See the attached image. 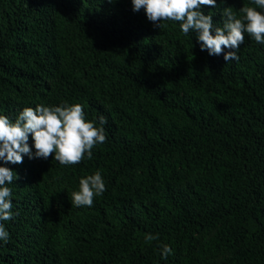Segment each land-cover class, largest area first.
Returning <instances> with one entry per match:
<instances>
[{
	"label": "trees",
	"instance_id": "obj_1",
	"mask_svg": "<svg viewBox=\"0 0 264 264\" xmlns=\"http://www.w3.org/2000/svg\"><path fill=\"white\" fill-rule=\"evenodd\" d=\"M245 4L202 10L222 26ZM238 56L131 0H0V115L79 103L107 120L90 160L0 161L17 176L0 264H264V45L245 34ZM97 171L106 191L72 205Z\"/></svg>",
	"mask_w": 264,
	"mask_h": 264
},
{
	"label": "clouds",
	"instance_id": "obj_2",
	"mask_svg": "<svg viewBox=\"0 0 264 264\" xmlns=\"http://www.w3.org/2000/svg\"><path fill=\"white\" fill-rule=\"evenodd\" d=\"M111 3L112 0H109ZM133 11L144 10L147 19L157 28L163 21L179 22L184 35L196 33L197 42L202 51L209 55L223 54L226 62L239 59L238 50L245 41V34L258 44L264 45V0H250L237 12L232 6L221 10L222 26H214L213 16L205 14L203 8H215L217 0H131ZM221 5L226 0H220ZM254 5V6H252ZM214 33V34H213ZM225 49H228L225 52ZM100 127L85 119L83 106L79 103H63L59 106L36 105L25 107L13 121L6 115H0V161L4 164L23 163L24 156L29 159H48L54 154V160L62 166L81 163L85 155L90 160L93 148L106 142L105 117H99ZM34 141L35 153L29 146V136ZM17 176L12 169L0 166V221L13 218L12 184ZM106 186L100 171L79 180V190L71 194V204L76 207H91L94 198L102 195ZM9 233L0 223V240L7 242ZM146 241L158 237L146 234ZM164 259L172 254L168 244L160 248Z\"/></svg>",
	"mask_w": 264,
	"mask_h": 264
}]
</instances>
